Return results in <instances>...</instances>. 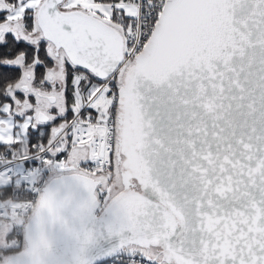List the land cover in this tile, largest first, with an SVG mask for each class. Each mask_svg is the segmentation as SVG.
I'll list each match as a JSON object with an SVG mask.
<instances>
[{
    "label": "snow or ice",
    "instance_id": "6c2138e0",
    "mask_svg": "<svg viewBox=\"0 0 264 264\" xmlns=\"http://www.w3.org/2000/svg\"><path fill=\"white\" fill-rule=\"evenodd\" d=\"M0 264H264V0H0Z\"/></svg>",
    "mask_w": 264,
    "mask_h": 264
}]
</instances>
